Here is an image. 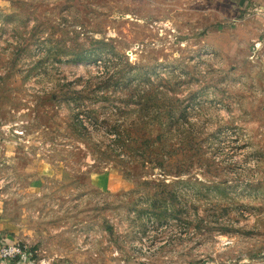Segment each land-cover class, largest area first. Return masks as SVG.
<instances>
[{
    "label": "rangeland",
    "instance_id": "obj_1",
    "mask_svg": "<svg viewBox=\"0 0 264 264\" xmlns=\"http://www.w3.org/2000/svg\"><path fill=\"white\" fill-rule=\"evenodd\" d=\"M3 245L264 264V0H0Z\"/></svg>",
    "mask_w": 264,
    "mask_h": 264
},
{
    "label": "built area",
    "instance_id": "obj_2",
    "mask_svg": "<svg viewBox=\"0 0 264 264\" xmlns=\"http://www.w3.org/2000/svg\"><path fill=\"white\" fill-rule=\"evenodd\" d=\"M20 253H21V250L16 245L0 246V258L1 259L14 258L15 256H17Z\"/></svg>",
    "mask_w": 264,
    "mask_h": 264
},
{
    "label": "crops",
    "instance_id": "obj_3",
    "mask_svg": "<svg viewBox=\"0 0 264 264\" xmlns=\"http://www.w3.org/2000/svg\"><path fill=\"white\" fill-rule=\"evenodd\" d=\"M2 148L6 151L7 154L10 153V150H8V148H10V146L4 145V146H2Z\"/></svg>",
    "mask_w": 264,
    "mask_h": 264
}]
</instances>
